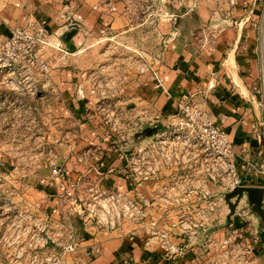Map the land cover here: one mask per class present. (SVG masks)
<instances>
[{
	"label": "crops",
	"instance_id": "crops-1",
	"mask_svg": "<svg viewBox=\"0 0 264 264\" xmlns=\"http://www.w3.org/2000/svg\"><path fill=\"white\" fill-rule=\"evenodd\" d=\"M142 6L143 0H0V39L16 27L40 24L48 30L52 46L44 89L28 98L38 105L35 114L41 130H23L22 144L12 150L26 154L21 161L0 159V180L32 185L42 210L57 220L70 219L81 241L74 253L64 256L66 262L162 263L155 246L143 245L145 233L139 227L125 222L113 230L85 226L76 211L79 198L86 199L95 190L132 188L124 162L112 142L101 141L98 125L102 116L97 108L109 101L102 97L115 87L122 90L111 103L131 111L144 104L163 117L175 113L180 93H188L225 128L246 185H264L262 177L243 167L245 160L259 158L263 131L258 96L253 92L259 84V48L254 23L239 22L245 9L230 7L227 0H199L188 11L175 0H164L159 25L144 32ZM132 39L142 45L141 51L139 47L133 50L154 57L152 64H145L159 69L163 89L155 88L149 72L139 73L128 66L124 50ZM142 39L147 46L140 44ZM0 88H6L3 81ZM8 101V96H0V104ZM47 155L65 163L64 183L49 180L50 170L44 165ZM81 156L83 162L78 160ZM83 174L82 183L70 184ZM140 189L151 195L149 187ZM249 227L236 219L232 228L241 229L252 243L247 258L264 264V242L260 237L251 239ZM228 232L217 231L211 239L220 241ZM172 240L182 243L180 237ZM212 251L211 245L196 246L183 257L163 263L207 264L205 258Z\"/></svg>",
	"mask_w": 264,
	"mask_h": 264
},
{
	"label": "built area",
	"instance_id": "built-area-1",
	"mask_svg": "<svg viewBox=\"0 0 264 264\" xmlns=\"http://www.w3.org/2000/svg\"><path fill=\"white\" fill-rule=\"evenodd\" d=\"M175 1L190 11L197 7L199 0ZM148 2L147 9L155 7L156 0ZM227 2L232 8L239 6L245 9L239 22L252 21L255 26L259 84L253 92L258 96L257 103L262 113L260 125L263 131L259 136L262 147L259 158L245 160L243 167L246 172L264 179V0ZM48 36L49 32L43 25L28 24L12 29L7 37L0 39V73L7 77L3 83L16 94L19 102L28 103L29 97L38 96L44 89L50 68L48 52L52 47ZM138 67L137 72L151 74L155 88H164L158 68L151 64ZM120 90L121 86L115 87L109 96L104 94L102 97L109 100L99 108L102 119L98 125L102 128L103 143L112 142L114 152L121 157L119 146L130 142L129 134L139 126L140 117L152 118L161 124V128L149 143L133 148L129 154L127 173L131 177V190H95L88 198H79L75 205L83 224L113 230L125 222L143 230V245L147 248L155 246L162 263L133 264H164L183 257L190 248L205 245L213 248L205 258L207 264H260L247 258L252 243L245 240L241 229H229L220 241L211 239L213 232L206 236L203 246L194 245L202 231L224 217L218 207L220 197L216 192L246 183L225 128L214 122L208 111L193 102L188 93H180L175 100V113L163 117L144 104L131 111L111 103ZM136 110L138 114L133 112ZM24 117L37 120L31 110L25 112ZM38 130L41 127L38 126ZM78 160L83 162L84 158L81 156ZM44 165L50 170L52 183H64L67 175L64 162L50 160ZM84 176H78L70 184L79 185ZM141 187H149L151 195L144 194ZM31 214L36 217L31 220L32 225H25L22 229L27 238L24 247L30 251V261L36 264H80L64 260L65 255L77 250L81 241L70 219L57 220L42 209L37 214L30 211L26 216L31 217ZM6 225V230H9L14 223ZM249 229L251 239L256 241L258 237L253 234L251 225ZM173 236L180 237L182 243H175ZM16 237L12 239L13 243Z\"/></svg>",
	"mask_w": 264,
	"mask_h": 264
},
{
	"label": "rangeland",
	"instance_id": "rangeland-1",
	"mask_svg": "<svg viewBox=\"0 0 264 264\" xmlns=\"http://www.w3.org/2000/svg\"><path fill=\"white\" fill-rule=\"evenodd\" d=\"M148 1L149 0H143L142 6V15L146 24L145 30H147L144 32H149V29L157 28L163 14L162 2L156 0L155 7L147 9L146 5L149 3ZM151 20H153V22H150ZM137 42V40L132 39L125 44L126 50L124 51L127 53V63L132 71L139 70L138 65L143 66L145 63L152 64L151 61H154L153 56L139 53L137 52L138 49H134L136 51L133 50V48L139 47V51H141L142 45H138ZM139 42L147 46L144 39L139 40ZM105 47H107V45H105ZM3 74L2 72L0 73L1 82L7 79ZM2 95L8 96L9 101L0 104V159H15L21 161L23 160V155L26 153L15 152L12 149L15 148L16 145L22 144L24 140L23 130H28L32 127L35 131H38V119L34 121L24 117L25 112L29 110L36 113L38 105H34L30 102H19L18 98L14 97L16 94L9 90L7 86L6 88H0V96L3 97ZM102 106H105V104H100L97 108L101 116L102 113L99 108ZM112 106L113 105H110V107ZM53 154L54 153H51L52 156ZM48 155H50V153H48ZM51 158L48 156L46 162L52 161L53 159ZM7 182L5 178L0 180V264H36L30 261V251L24 247V242L27 238L26 235L22 234V229L25 225H32L33 221L31 222V220L36 217L33 214H31V217L26 215H28L30 211H34V213L37 214L41 210L42 202L33 195L32 185L25 183L22 187V185L20 186L10 182L7 184ZM240 222L243 224L249 223L246 220H240ZM11 223H14V225L9 230H6V224ZM16 236H18V238ZM14 237H16L15 243L6 244V242L11 241Z\"/></svg>",
	"mask_w": 264,
	"mask_h": 264
},
{
	"label": "water",
	"instance_id": "water-1",
	"mask_svg": "<svg viewBox=\"0 0 264 264\" xmlns=\"http://www.w3.org/2000/svg\"><path fill=\"white\" fill-rule=\"evenodd\" d=\"M139 122V126L129 134L130 142L119 146L126 168L132 149L149 143L161 128L160 124L150 117H140ZM216 194L220 197L218 207L222 209L224 217L202 231L194 245L203 246L206 236L213 232L228 231L236 219L248 221L253 234L264 242V186L237 185L231 189L219 190Z\"/></svg>",
	"mask_w": 264,
	"mask_h": 264
}]
</instances>
